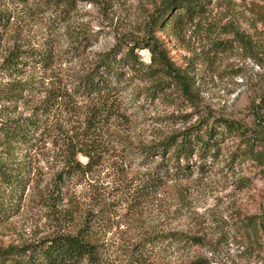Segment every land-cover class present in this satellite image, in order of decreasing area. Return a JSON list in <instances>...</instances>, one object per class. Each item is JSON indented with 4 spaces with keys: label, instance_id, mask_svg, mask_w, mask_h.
I'll use <instances>...</instances> for the list:
<instances>
[{
    "label": "rangeland",
    "instance_id": "374dc122",
    "mask_svg": "<svg viewBox=\"0 0 264 264\" xmlns=\"http://www.w3.org/2000/svg\"><path fill=\"white\" fill-rule=\"evenodd\" d=\"M163 1L77 0L62 16L40 0L0 3V92L13 80L37 86L18 103L0 97V112L42 124L15 150L23 190L0 183V247L69 234L95 245L98 264H264V0H211L193 22L154 33ZM149 36L176 74L162 79L173 85L164 97L147 100L145 82L115 99L75 93L99 56ZM15 49L45 52L50 66L11 77L4 61ZM190 127L203 139L214 129L215 155L195 151L186 177L161 176L163 157L144 150Z\"/></svg>",
    "mask_w": 264,
    "mask_h": 264
},
{
    "label": "trees",
    "instance_id": "16d2710c",
    "mask_svg": "<svg viewBox=\"0 0 264 264\" xmlns=\"http://www.w3.org/2000/svg\"><path fill=\"white\" fill-rule=\"evenodd\" d=\"M18 1L25 2V0ZM76 1L40 0V3L50 11L62 8L60 11L62 16L66 11H70V7H73ZM5 2L7 0H0V3ZM210 2L211 0H164L151 15L149 23L152 32L180 28L187 22H193ZM3 19L6 20L0 15V24ZM120 45L124 46L125 53L116 58L115 54L120 49ZM137 50H148L151 62L143 63ZM48 58L45 52L15 49L5 58L4 64L10 73L9 76L12 77L20 72L21 67H27L28 64L47 69L50 66ZM169 77H176L174 68L155 37L149 36L141 40L129 38L120 41L116 50L99 56L93 68L77 81L75 93L86 97L104 92L115 99L114 97L121 94L124 85L128 87L138 82H145L150 84L145 89V96L147 100L154 101L158 97H164L167 90L173 87L166 85L162 80ZM34 83V80H26V82L13 80L7 85L9 89L0 92V97L4 102L18 103L24 98V94L35 93L37 86ZM139 94L141 92H137V95ZM4 115L6 114L0 112V183L9 189L10 193L19 194L26 183L22 174L25 171V163L19 164L21 162L15 158V150L30 146L42 124L35 113L29 117L11 119L3 118ZM218 121L228 132H237L241 135L245 133V129L235 121L226 119ZM204 134L207 135L206 139L199 136L198 130L190 127L146 148L145 156L151 157L152 154L158 153L163 157L158 164L161 176L168 177L173 174L176 179L186 177L191 172V158L195 151L200 161L216 153L218 148L216 132L213 128H209ZM180 162H183V165ZM2 209L0 208V214L4 212ZM169 238L179 242L185 240L182 236H159L161 241ZM99 261L95 245L80 235L54 234L32 244L0 247V264H98Z\"/></svg>",
    "mask_w": 264,
    "mask_h": 264
}]
</instances>
